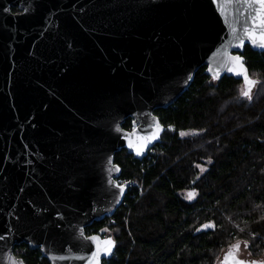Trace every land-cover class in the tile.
Returning a JSON list of instances; mask_svg holds the SVG:
<instances>
[{
    "label": "water",
    "instance_id": "water-1",
    "mask_svg": "<svg viewBox=\"0 0 264 264\" xmlns=\"http://www.w3.org/2000/svg\"><path fill=\"white\" fill-rule=\"evenodd\" d=\"M241 7L225 0H0V264H25L13 253L19 244L49 264H89L95 245L79 229L111 217L126 194L115 187V153L125 149L140 160L160 142L165 127L154 111L172 105L199 68L214 83L227 76L245 88L221 64L225 50L264 52L247 38L242 48L229 43L231 26L239 34L245 22ZM157 124L158 138L137 155L128 141L143 143L138 137L151 136Z\"/></svg>",
    "mask_w": 264,
    "mask_h": 264
},
{
    "label": "trees",
    "instance_id": "trees-1",
    "mask_svg": "<svg viewBox=\"0 0 264 264\" xmlns=\"http://www.w3.org/2000/svg\"><path fill=\"white\" fill-rule=\"evenodd\" d=\"M241 55L258 81L252 101L241 96V80L214 83L201 67L172 105L154 111L165 131L151 152L140 160L115 153L133 186L111 217L85 228L112 233L115 251L102 264H215L238 240L254 257L264 253V52L245 46ZM122 128L132 130V120ZM209 222L216 227L203 229ZM13 253L49 264L26 244Z\"/></svg>",
    "mask_w": 264,
    "mask_h": 264
},
{
    "label": "snow or ice",
    "instance_id": "snow-or-ice-1",
    "mask_svg": "<svg viewBox=\"0 0 264 264\" xmlns=\"http://www.w3.org/2000/svg\"><path fill=\"white\" fill-rule=\"evenodd\" d=\"M214 3L218 2V0H213ZM227 4H241L243 7L240 8V14L245 17V22L240 27V33L238 34V30L235 24L231 26L233 41L229 43L235 42V46L237 48H242L244 46V40H247L251 43L253 47L264 49V0H225ZM7 11V9H5ZM221 13L227 17V13L225 9L221 8ZM236 9L233 8V14L235 15ZM222 55L221 64L222 66H226L227 70L230 73L235 74L237 77H241L243 80V84L245 88L241 91V96L247 98L249 101H252V89L258 83V81L250 78L248 70L244 64V57L242 55H231L224 51ZM191 79V77H189ZM135 123V122H134ZM163 129L159 124L156 125L155 131L149 137H138L139 141H143V143H138L137 145H133L131 140L128 141L129 147H135L137 155L140 154L141 148H143L148 141L158 138L159 133ZM116 132H120L121 129L119 125L115 127ZM180 135L183 137L187 135L185 132H181ZM109 164L112 163L111 159L108 161ZM208 163H212V160L209 159ZM197 167H201L197 165ZM118 170V169H117ZM111 171V169H109ZM110 184L112 183L111 178L108 181ZM115 187L120 189V194H123V187L120 184H115ZM191 195V194H190ZM119 202V201H117ZM216 225L214 222L205 223L202 225V228L207 230L210 228H215ZM201 229H197L199 231ZM107 231V229H104ZM240 231H244V229H240ZM80 237L85 241H90L95 245V250L91 252L89 258V264H101V256L111 255L112 249L115 247V241L110 237L101 241V238L97 235H85L83 229H79ZM5 239L4 236L0 235V240ZM244 247L247 249L248 243L245 241ZM241 250V243L237 242L236 244L230 245V251L225 255L222 264H264V261H247L239 258V253ZM251 255V253H249ZM60 259H66V257L61 256ZM78 259H83V257H78ZM22 264V262H21Z\"/></svg>",
    "mask_w": 264,
    "mask_h": 264
},
{
    "label": "rangeland",
    "instance_id": "rangeland-1",
    "mask_svg": "<svg viewBox=\"0 0 264 264\" xmlns=\"http://www.w3.org/2000/svg\"><path fill=\"white\" fill-rule=\"evenodd\" d=\"M241 91H242V86H241ZM185 133H187V135L188 134H195V132H185ZM102 233H103L102 236H105V237H107V236L113 237L112 236V233L110 231H108V230L107 231L102 230ZM237 242H240L241 243V250H240V253L238 254L239 255V258H241L243 260H247V261H252V260L264 261V253L261 254V255H259V256H257V257L252 256V254L249 255V253H250V251H249V245H248L247 249H245L244 243H243L245 241L238 240V241L234 242L233 244H236ZM229 250H230V246L224 248L221 251L219 257L217 258L215 264H221V259L223 257V254L226 253V252H228Z\"/></svg>",
    "mask_w": 264,
    "mask_h": 264
},
{
    "label": "built area",
    "instance_id": "built-area-1",
    "mask_svg": "<svg viewBox=\"0 0 264 264\" xmlns=\"http://www.w3.org/2000/svg\"><path fill=\"white\" fill-rule=\"evenodd\" d=\"M151 150H152V148L149 149L147 152H151ZM116 181L118 184L125 186L126 192L128 191V189H130L133 186V183H130L121 177H119Z\"/></svg>",
    "mask_w": 264,
    "mask_h": 264
},
{
    "label": "flooded vegetation",
    "instance_id": "flooded-vegetation-1",
    "mask_svg": "<svg viewBox=\"0 0 264 264\" xmlns=\"http://www.w3.org/2000/svg\"><path fill=\"white\" fill-rule=\"evenodd\" d=\"M10 10H11V12H12L13 14H19V13L22 12L21 10H19L18 7H11ZM225 255H226V253L223 254V257H222V259H221V264H222V260L224 259Z\"/></svg>",
    "mask_w": 264,
    "mask_h": 264
}]
</instances>
